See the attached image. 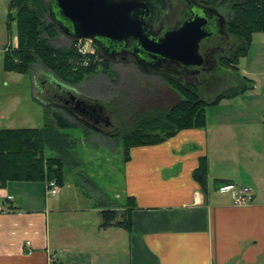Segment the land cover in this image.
Listing matches in <instances>:
<instances>
[{
    "label": "crops",
    "instance_id": "obj_1",
    "mask_svg": "<svg viewBox=\"0 0 264 264\" xmlns=\"http://www.w3.org/2000/svg\"><path fill=\"white\" fill-rule=\"evenodd\" d=\"M234 100L208 107L203 129L130 150L122 190L135 202L130 232L99 228V212L116 208L84 204L76 185L65 181L50 197L45 183H8L0 264H264V110ZM201 157L205 193L192 179ZM216 180L249 189L252 201L234 205Z\"/></svg>",
    "mask_w": 264,
    "mask_h": 264
},
{
    "label": "trees",
    "instance_id": "obj_2",
    "mask_svg": "<svg viewBox=\"0 0 264 264\" xmlns=\"http://www.w3.org/2000/svg\"><path fill=\"white\" fill-rule=\"evenodd\" d=\"M147 1L156 4L163 2ZM199 1L220 13L224 12L225 31L235 42V49L227 59L219 58L218 62L237 75V86L227 88L205 101L200 97L196 84L161 76L162 81L178 95V101L166 110L155 108L133 117L129 129L120 136L124 162L129 160L132 148L156 146L183 130L205 128L208 107L254 89L253 81L239 76L237 65L239 58L247 56L252 36L264 34V0ZM9 9V25L14 22L16 26V47L3 52L2 66L5 72L26 75L38 63L56 79L52 78V81L59 84L61 90H72V87L80 86L97 74L116 77L112 64L93 43L92 52H83L77 41H72L68 48L52 45L59 32L52 21L46 20L48 1L11 0ZM55 103L43 106L44 123L41 128L0 129V189H5L8 183L20 182H53L58 188L64 186V166L75 163L73 149L76 141L61 131L78 126L61 114L70 116L67 108L59 101ZM46 148L54 152L55 157H47ZM207 175L208 162L206 157H201L192 172V179L203 193L206 191ZM227 184L231 183L227 180L214 181L217 188ZM131 205L135 206L134 199L127 197L124 212L111 209L100 211L99 228L118 227L130 232Z\"/></svg>",
    "mask_w": 264,
    "mask_h": 264
},
{
    "label": "rangeland",
    "instance_id": "obj_3",
    "mask_svg": "<svg viewBox=\"0 0 264 264\" xmlns=\"http://www.w3.org/2000/svg\"><path fill=\"white\" fill-rule=\"evenodd\" d=\"M10 1L0 0V129L41 128L44 123V107L41 105H53L49 102L47 91H55V87L49 82L55 78L38 63L26 75L3 70V52L16 47V26L14 22L9 25L8 20ZM221 14L224 15V12ZM161 15L159 12V16ZM46 20L51 21L49 17ZM72 41L59 33L52 45L56 48H68ZM80 45L85 52L92 51L94 47L90 42H81ZM237 68L239 76L244 71L245 77L253 81L257 93L254 97L250 93L252 90H247L235 97L230 104L257 106L264 110V34L252 36L248 54L239 58ZM112 69L117 74L116 77L97 74L86 79L80 86L71 88L70 92L79 95L89 104H99L110 110L115 127L107 135L95 133L77 119L61 112L67 121L78 126L61 131L76 141L73 149L75 163L65 164L64 178L67 184L79 188L84 204L100 209L109 202L112 208L122 213L125 204L122 191L125 162L120 136L129 129L134 116L155 108L166 110L179 97L161 77L145 74L134 66L123 69L112 65ZM237 83V75L218 64L212 78L197 87L200 97L207 101L227 88L236 87ZM45 155L55 157V153L47 148Z\"/></svg>",
    "mask_w": 264,
    "mask_h": 264
},
{
    "label": "water",
    "instance_id": "obj_4",
    "mask_svg": "<svg viewBox=\"0 0 264 264\" xmlns=\"http://www.w3.org/2000/svg\"><path fill=\"white\" fill-rule=\"evenodd\" d=\"M212 11L219 20H223L217 11ZM48 12L58 32L68 39L104 42L106 46L101 54L106 59L113 46L132 40L139 54L150 61L169 62L185 68L205 65L199 47L201 41L210 36L207 29L210 20L204 13L178 24L162 37L152 39L148 33L152 10L147 0H49ZM145 59L142 61L145 62ZM70 91V101L80 108V117L95 105L82 98L76 100Z\"/></svg>",
    "mask_w": 264,
    "mask_h": 264
},
{
    "label": "flooded vegetation",
    "instance_id": "obj_5",
    "mask_svg": "<svg viewBox=\"0 0 264 264\" xmlns=\"http://www.w3.org/2000/svg\"><path fill=\"white\" fill-rule=\"evenodd\" d=\"M147 2L152 10V18L148 22V33L152 39L162 37L167 31L175 29L178 24L195 16H202L203 13L209 18L210 26L207 29L210 36L201 41L199 47V53L204 58L205 65L203 67L185 68L169 62L157 63L150 61L139 54L137 45L132 40L113 46V50H109L107 59L110 60V63L121 66L123 69L134 66L145 74L156 75L157 77L165 76L196 85L210 80L218 67L219 58L227 59L235 49V42L225 31V16L216 8L206 6L199 0H163L158 6L154 1ZM212 10L217 11L223 20H219ZM159 12L162 14L161 16H159ZM93 44L101 53L104 46H106L102 41ZM142 59H145V62ZM49 82L52 87H55V91H47L49 102L53 104L58 101L61 102L67 108L70 116L91 130L107 135L114 129L113 113L110 110L108 111L106 107L99 104L92 105L95 108L91 107L87 114L80 117L78 114L80 108L76 106L74 101H70L68 90L59 89L51 79ZM41 93L44 92L41 91ZM75 98L76 100L81 99L79 95H75Z\"/></svg>",
    "mask_w": 264,
    "mask_h": 264
},
{
    "label": "built area",
    "instance_id": "obj_6",
    "mask_svg": "<svg viewBox=\"0 0 264 264\" xmlns=\"http://www.w3.org/2000/svg\"><path fill=\"white\" fill-rule=\"evenodd\" d=\"M78 43L80 44L81 42H78ZM81 50L85 52L83 47ZM89 52H92V51H89ZM218 192L231 194L234 205L249 204L253 199V195L249 189L238 188L232 184L220 186L218 188ZM46 194L50 196H56L58 194V187L53 182L48 183L46 186Z\"/></svg>",
    "mask_w": 264,
    "mask_h": 264
}]
</instances>
